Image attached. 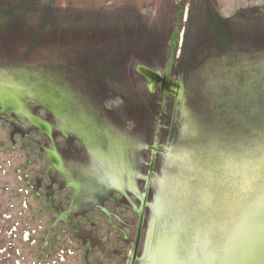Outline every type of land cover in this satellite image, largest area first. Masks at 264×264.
Returning <instances> with one entry per match:
<instances>
[{"label": "water", "instance_id": "obj_1", "mask_svg": "<svg viewBox=\"0 0 264 264\" xmlns=\"http://www.w3.org/2000/svg\"><path fill=\"white\" fill-rule=\"evenodd\" d=\"M0 99L43 116L41 103L95 153L102 177L92 155L62 169L126 196L120 209L139 221L129 264H188L199 234L183 252L173 244L197 220L219 225L228 264H264V230L243 239L264 214L252 172L264 156V0H0ZM203 246L214 260L211 236Z\"/></svg>", "mask_w": 264, "mask_h": 264}, {"label": "rangeland", "instance_id": "obj_2", "mask_svg": "<svg viewBox=\"0 0 264 264\" xmlns=\"http://www.w3.org/2000/svg\"><path fill=\"white\" fill-rule=\"evenodd\" d=\"M36 154V150L0 126V264H87L84 260L87 247L77 240L75 228L85 229L96 243L100 237L101 241L108 240L106 253L109 252L101 259L103 264H129L139 221L120 208L121 211L116 210L132 223L126 230L128 240L124 244L119 233L105 221L106 215L90 211L97 205L100 194L68 172L56 174L45 157L51 177L57 175L59 179L75 180L85 186L78 197L66 187L61 191L50 190V179L40 171L44 164ZM40 178L44 180L42 189L36 185ZM54 200L62 202L61 212L53 208ZM84 211L92 213L83 214ZM75 214L83 217L76 218ZM86 219L100 222V230L84 223ZM117 253L122 257H117Z\"/></svg>", "mask_w": 264, "mask_h": 264}, {"label": "flooded vegetation", "instance_id": "obj_3", "mask_svg": "<svg viewBox=\"0 0 264 264\" xmlns=\"http://www.w3.org/2000/svg\"><path fill=\"white\" fill-rule=\"evenodd\" d=\"M173 37H170V41L171 39H174L175 33H172ZM178 44V37H176V41L174 42V48L171 47V43L169 45L168 42V46H169V54H168V59L166 61L165 64V68L168 65L171 55H175V49L176 46ZM153 59L151 61H149L151 64H161V62H164V59H160L157 56L152 57ZM174 62V60H173ZM142 65H140L139 67H141ZM148 66V65H147ZM173 66V65H172ZM146 67V66H145ZM138 68V67H137ZM149 68V67H148ZM137 70V69H136ZM153 70V69H152ZM142 77H144L141 74ZM171 76H173L171 74ZM145 78V77H144ZM173 78V77H172ZM147 79V78H146ZM148 80V79H147ZM149 82V80H148ZM154 92H160L162 95L163 92L161 91L160 86L157 87V89H155ZM171 93H168L166 95H169ZM165 95V96H166ZM8 106H11V104H6L2 103V100L0 99V121L3 123H8L9 125H11L12 129H11V133L12 135L16 136H22L23 138H26L29 142L28 144L34 145V147L37 149V158L41 160V162L43 161V166L40 169V171H44V173H47V169L49 166H47L46 162L44 160L45 156L47 158V160H49L52 168L56 171V174L59 175H65L66 174V170L62 169V166L65 168V163L70 162H83L85 159H89V156L92 155L93 157V161L92 163H94V165H92L93 170H97L100 175L99 176H104V167L102 165V162H100L96 157L95 153L92 152L88 146L85 144V142L83 140H81V138L72 131L68 132V135H66V133L63 130L57 129V127L59 126H53V123H51L53 120L56 119L57 124H60L59 122L62 121L60 119V117H58V115L51 111L50 109L46 108L45 106H42L41 103L37 102V106L34 108V110L38 109L40 112H43L44 115L43 116H39L36 112L34 111H28V109L25 106V103L22 107V110H18L15 109L14 111L9 109ZM35 119H40L41 121L45 122L48 126L49 129L48 131H44L43 129L37 127V125H35L36 120ZM138 120V119H137ZM55 124V123H54ZM39 132L40 135L39 136H34L32 134V132ZM71 134V135H70ZM61 136L63 138V146L60 148V146H58V136ZM76 142L80 143V148H78L76 146ZM89 153V155H88ZM55 157V159H54ZM91 157V156H90ZM94 166V167H93ZM48 178L50 179V190L57 188L59 191L63 190L64 187H66L68 189V191H71L72 194L74 195V197H78L82 191H83V187L85 188V186H81V184L77 181H67L64 179H59V177L53 176L51 177V175L49 173H47ZM46 177H44L45 179ZM43 182L44 180H42V178H40L39 183H37L36 185L39 186L38 189H42L43 186ZM113 186L110 185L109 189L112 190ZM115 188V187H114ZM113 188V189H114ZM128 189H126L127 192ZM46 192H49V190H45ZM130 192V191H128ZM122 194V193H121ZM101 198L98 200V202L96 203L97 205H94L93 208L90 211H95V212H100L103 215H106V219L105 221H107L108 225L113 228L116 232L119 233V235L121 236L123 243L127 244V237L128 234L126 232V230L131 226L132 223H130L128 221V219L123 218V216L120 213H117L116 210H119V208L125 209L127 210L128 206L127 204H125L124 200H127L126 196L122 194V197L120 200H116L113 199L110 196V192L105 191L102 195H100ZM63 198V197H62ZM72 199V198H71ZM70 199V201H72ZM113 201L111 202L110 200ZM115 200V201H114ZM75 201V199H74ZM60 200H54L53 201V208L56 209L57 211H62V209L60 207H62V202L61 206L59 204ZM115 202V203H113ZM141 202V201H140ZM109 206H107V204H110ZM112 206H114V208H111ZM131 206V205H130ZM141 206V204L139 205V207ZM107 208L109 210V212L107 211ZM133 208V207H132ZM105 209V210H104ZM113 210V212H111ZM147 209V213H148ZM121 211V210H119ZM135 211V210H134ZM92 212H88L86 213V211H84L83 214H90ZM137 213V212H136ZM83 214H75L76 218L79 217H83ZM119 214V215H117ZM138 215V214H137ZM139 216V215H138ZM85 219V218H84ZM88 220V221H87ZM68 221V220H67ZM69 222V221H68ZM90 223L91 228L94 229H99L101 227V223L97 222V221H93L90 219H86L84 221V223ZM94 223V224H93ZM74 227V225H72ZM82 228H75V230L77 231L78 234V241H81L82 244L85 245L86 251H85V255H84V260L88 261L87 264H103V257L105 256L106 253V247H107V241H101L103 239H99V242L96 243L94 236L92 237L91 235H88V232L85 231V229L81 230ZM137 230V228H136ZM31 239H29L30 241ZM96 245V246H95ZM117 257H122L120 256L119 253H117ZM93 258V262H89V259ZM97 259V262H96Z\"/></svg>", "mask_w": 264, "mask_h": 264}, {"label": "snow or ice", "instance_id": "obj_4", "mask_svg": "<svg viewBox=\"0 0 264 264\" xmlns=\"http://www.w3.org/2000/svg\"><path fill=\"white\" fill-rule=\"evenodd\" d=\"M252 172L254 178L259 181L261 186H264V156L253 163ZM241 192L243 193V189H241ZM261 202L264 204V197H261ZM257 227L264 230V214H262L260 219L252 220V228L245 232L243 239L248 240L252 238L255 234L254 229ZM182 231L183 237L178 243L174 242L173 244L179 251L183 252L186 250L197 234H199L200 240L202 241V246L198 249V254L192 256L188 264H201V261L205 260L207 253L205 246H203V242L206 241L208 236L212 237L213 250L217 254L214 258V264H228L232 257V251L221 246L219 225L217 223L208 220H197L195 223H190L185 226Z\"/></svg>", "mask_w": 264, "mask_h": 264}, {"label": "clouds", "instance_id": "obj_5", "mask_svg": "<svg viewBox=\"0 0 264 264\" xmlns=\"http://www.w3.org/2000/svg\"><path fill=\"white\" fill-rule=\"evenodd\" d=\"M201 264H214V260H210L207 256L205 260L201 261Z\"/></svg>", "mask_w": 264, "mask_h": 264}, {"label": "trees", "instance_id": "obj_6", "mask_svg": "<svg viewBox=\"0 0 264 264\" xmlns=\"http://www.w3.org/2000/svg\"><path fill=\"white\" fill-rule=\"evenodd\" d=\"M23 239V238H22Z\"/></svg>", "mask_w": 264, "mask_h": 264}]
</instances>
